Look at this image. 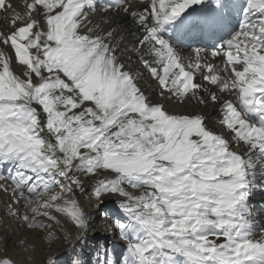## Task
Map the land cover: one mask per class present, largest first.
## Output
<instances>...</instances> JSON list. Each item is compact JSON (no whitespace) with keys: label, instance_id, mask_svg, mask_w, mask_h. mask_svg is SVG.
<instances>
[{"label":"snow or ice","instance_id":"obj_1","mask_svg":"<svg viewBox=\"0 0 264 264\" xmlns=\"http://www.w3.org/2000/svg\"><path fill=\"white\" fill-rule=\"evenodd\" d=\"M181 34L212 43L185 55ZM257 192L264 0H0V264L33 236L70 241L69 222L83 239L84 197L115 200L123 264H264ZM95 257L120 264L103 242Z\"/></svg>","mask_w":264,"mask_h":264},{"label":"bare ground","instance_id":"obj_2","mask_svg":"<svg viewBox=\"0 0 264 264\" xmlns=\"http://www.w3.org/2000/svg\"><path fill=\"white\" fill-rule=\"evenodd\" d=\"M15 4H19L22 8L23 0H13ZM96 22H99V17L96 18ZM124 29H131V34L123 32V40L121 41L122 45H126L128 52L126 53V58L130 57V62L132 65H137L138 54L133 51L135 46V41L140 35V31L132 25L131 18H128L126 22L123 23ZM119 39V36H117ZM185 49L184 54L187 55L190 49L188 47H182ZM201 47L193 46L191 48ZM210 53L212 49L207 48ZM141 87L150 95H155L156 83L154 80L150 79L147 75L144 76V79L141 81ZM175 101L169 105V107H174ZM177 110L183 111V108H178ZM208 114L212 118L213 124L217 127L218 130L226 131L222 126L219 125V117L216 114L215 109H208ZM138 194V193H136ZM6 197L3 193H0V210L3 209L4 201ZM84 207L89 212L90 227L86 233H84V238L80 239V233L77 229L69 222L65 225L67 233L70 234V241L61 239L56 240H47L39 239L33 236L30 239L35 240L37 248L33 254L31 251H24L23 247H12L8 246L7 255L17 259L19 264H32V261L42 262V264H73L75 261H80V264H96L95 251L100 242L105 244L109 243V249L113 252V259L118 258L120 264H123L124 256L126 255V244L123 240L120 239L118 230L115 229V220L117 217H112V210L117 208V204L114 199L106 201L102 206H95L96 202L93 199L84 197L83 200ZM254 204L264 203V193L257 192L253 200ZM107 211L109 213V219H106L102 213ZM13 227H15L16 222H11ZM26 230H21L18 234V238L25 236ZM3 244L0 242V254L2 253ZM32 257V260H29V257Z\"/></svg>","mask_w":264,"mask_h":264},{"label":"rangeland","instance_id":"obj_3","mask_svg":"<svg viewBox=\"0 0 264 264\" xmlns=\"http://www.w3.org/2000/svg\"><path fill=\"white\" fill-rule=\"evenodd\" d=\"M107 246H108V248H109V245H108V243L106 244Z\"/></svg>","mask_w":264,"mask_h":264}]
</instances>
